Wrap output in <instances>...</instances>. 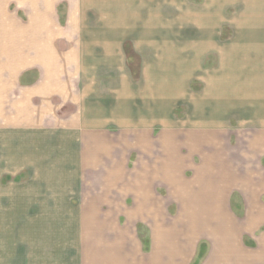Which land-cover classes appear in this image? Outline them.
I'll return each mask as SVG.
<instances>
[{
    "label": "crops",
    "instance_id": "1",
    "mask_svg": "<svg viewBox=\"0 0 264 264\" xmlns=\"http://www.w3.org/2000/svg\"><path fill=\"white\" fill-rule=\"evenodd\" d=\"M230 12L264 0H0V172L36 222L6 264H264V37L214 48Z\"/></svg>",
    "mask_w": 264,
    "mask_h": 264
},
{
    "label": "rangeland",
    "instance_id": "2",
    "mask_svg": "<svg viewBox=\"0 0 264 264\" xmlns=\"http://www.w3.org/2000/svg\"><path fill=\"white\" fill-rule=\"evenodd\" d=\"M9 16V14H7ZM13 17L15 18L14 14H12ZM173 13H163L162 17L164 20L166 21H172L173 20ZM253 16L258 17L257 19H260L262 16H264V13H228V15H225V20H231V24L232 27L231 28H221L219 27L218 29L215 28L214 30V38L217 41V45L214 46L215 47H222L223 43L231 38L234 37L236 38L237 36H244V37H257V35H259L258 37H264V29L262 30V33L259 32V29L257 28H247L245 29V27L243 28H235V26L238 23H242L244 24L243 20H246L248 22H254ZM19 17L21 19H23V15L19 14ZM242 17V18H241ZM54 20L55 23L57 22H61L62 19V14L58 13L54 16ZM160 20H162V18H160ZM223 20V18H222ZM263 21H264V17H263ZM222 24V21L220 23V26ZM170 29V28H167ZM167 29H161V33L166 32ZM185 29H183L182 31H184ZM168 32H173L172 29L168 30ZM162 41V37L159 36V38L153 40L151 43L156 42L157 45H160ZM164 46H162L163 48ZM201 51L202 46L198 47ZM213 48V49H214ZM262 48L264 49V45L262 46ZM248 49V48H247ZM247 49L244 50V52H247ZM120 51L126 54V58L127 61L130 62V66L132 68V66L134 64H138L137 62V58L135 56H132L133 51H134V47L132 44L129 43H125L120 45ZM154 48L153 46H146L142 47L140 49V53L144 54V53H156L154 52ZM210 51V50H209ZM209 51H203L202 53H206ZM264 51V50H263ZM255 52V50H254ZM201 53V54H202ZM129 64V63H128ZM135 69H139V67H135ZM135 74V73H134ZM152 76V73H151ZM153 77V76H152ZM137 79V73L134 75L133 80ZM197 87L196 85H194V88ZM154 93H152L153 95ZM4 172H0V244H5L6 243V239H9V244L14 245L15 244V233H16V229H20V228H30L33 227V223L36 222H30L29 219V212H23V213H19L17 212V209L15 207L16 204V194H15V186H16V181L15 178L13 176H9ZM20 181H18L17 183H19ZM21 191L18 194V197H20L21 195ZM13 212V213H12ZM22 214V215H20ZM16 216L19 217V219H16ZM25 218V219H24ZM187 222H173V221H168L166 222V225H169L170 227H187ZM211 224V223H210ZM134 227L136 228V230L139 232L140 234V238H142V240H144V244L147 243L146 240V226L143 222H135ZM204 246V245H202ZM203 249L202 247H200L199 249V257L203 256L202 252ZM1 261L5 262L6 260H3V257H0V264ZM199 261V258H197L196 262L194 264H196ZM6 264V262H5Z\"/></svg>",
    "mask_w": 264,
    "mask_h": 264
}]
</instances>
